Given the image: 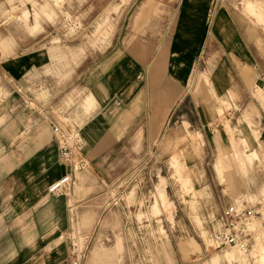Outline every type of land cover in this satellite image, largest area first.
Returning a JSON list of instances; mask_svg holds the SVG:
<instances>
[{"label": "crops", "instance_id": "1", "mask_svg": "<svg viewBox=\"0 0 264 264\" xmlns=\"http://www.w3.org/2000/svg\"><path fill=\"white\" fill-rule=\"evenodd\" d=\"M151 1L0 0V264H70L76 241L71 230H88L99 213L100 174L108 179L121 165L175 164L172 151L159 154L178 147L176 140L188 136L184 129L190 137L185 160L196 164L205 129H188L187 109L204 78L212 97L204 118L215 115V103L227 93L254 102L251 113L260 100L256 82L264 90V32L248 15L230 0H176L172 18L160 16L159 8L142 24L139 7ZM56 4L73 6L70 19L86 25L113 6L96 26L102 48L84 46L81 29L68 34L60 25L67 13ZM257 4L248 1L246 9L263 20ZM86 31L93 35V29ZM55 37L60 41L52 42ZM77 138L89 171H76L69 189L49 192L66 173L60 142ZM210 140L224 153L218 133ZM252 142L256 158L249 167L240 159L226 161L223 178L232 204L264 193V134ZM163 199L168 202L165 192ZM110 225L117 228V243L103 245L101 235ZM123 239L118 214L110 210L89 262L124 259L118 256L119 246L124 255ZM263 245L255 243L245 264H264ZM220 257L232 260L227 253Z\"/></svg>", "mask_w": 264, "mask_h": 264}, {"label": "rangeland", "instance_id": "2", "mask_svg": "<svg viewBox=\"0 0 264 264\" xmlns=\"http://www.w3.org/2000/svg\"><path fill=\"white\" fill-rule=\"evenodd\" d=\"M230 1L264 32V19L260 20L257 15L246 9L247 2L254 1L258 3V6H262L261 10H264V0ZM151 2L153 3L144 6L142 4L139 7L140 16H145L142 24L147 23L145 18L156 15L159 8L162 9L159 12L160 16L172 18L176 0H152ZM165 5L168 7L167 10L163 9ZM56 6L67 13L68 19L60 25L67 30L68 34H74L76 30L81 29L84 46L88 44L94 48H102L101 42L98 41L100 34L96 26L105 15L109 14L113 6L103 10L105 14L99 20L89 22V25H86L87 22L70 19L69 8L73 6L58 4ZM124 7L122 5L116 26ZM261 13L264 17V11ZM88 29H93L92 36L86 35ZM58 41H60L59 37L52 38V42ZM203 80V83L196 85L195 99L189 102L187 109L189 119L192 121L188 129L192 132H200L201 128L205 129V133L200 132L205 139L204 141L200 138L202 158L196 164L186 162V149L190 137L184 129L188 136L176 140L175 145L178 147L163 150L159 154L165 157L169 151H172V156L177 157L175 164L121 165L114 167L115 176L107 179L100 174L97 182L99 213L96 214L93 225L85 231H82V228L71 230L73 232L71 236L76 240L72 248L82 250L84 256L82 264L96 263V261L89 262V257L95 239L99 235L100 222L110 210L116 211L123 229L124 255L120 254L122 247L119 246L118 256H124V259L105 262V264L112 262L115 264H245V254L251 253L255 243L264 242V219L258 217L253 219L251 224L253 233L247 253L238 248H234L235 250L216 248L214 243L215 234L222 225L223 211L232 204L227 199L223 178L227 172L226 161L240 159L244 167H249L256 158L252 141L257 139L259 133L264 134V117L261 115L264 113L262 82H256L259 88L256 94L260 100L255 102L256 106L253 107L252 113L249 108L254 102H241L236 99L235 93H227V99L215 103V115L207 119L204 118L205 107L211 102L212 97L208 79ZM218 107H222V111H219ZM246 112L249 115L251 113L248 119ZM251 126L253 131L249 132ZM215 133L219 136V146L226 147L221 155L214 142L210 140ZM243 135L246 137L243 138ZM205 137L209 140L206 141ZM143 155L142 153L140 156L143 157ZM219 155L221 160L217 164L216 159ZM204 161L206 163H203ZM80 170L89 171L86 167ZM85 173L87 172L83 174ZM78 177L79 180L80 174ZM164 192L168 199L167 203H164ZM236 205H255L264 214V193L261 192L253 199L243 197ZM193 215H197L198 220H195ZM116 231L117 228L112 225L104 229L101 235L103 245L117 243ZM1 232L3 233V229L0 227V236ZM232 250H234L233 253L227 254V257L232 260L229 263L221 262L220 255ZM215 257L219 258L214 260ZM252 264L257 263L252 261Z\"/></svg>", "mask_w": 264, "mask_h": 264}, {"label": "built area", "instance_id": "3", "mask_svg": "<svg viewBox=\"0 0 264 264\" xmlns=\"http://www.w3.org/2000/svg\"><path fill=\"white\" fill-rule=\"evenodd\" d=\"M54 132L61 133L60 127H55ZM59 156L61 164L66 168V173L50 184L49 192L69 189L74 182V173L85 167L87 163L82 141L79 138L74 141L66 139L60 142ZM258 217L264 219V214L255 205L227 206L222 214V225L214 237L216 248H238L247 253L253 233L251 224L253 219ZM83 257L82 250H76L73 247L70 264H82Z\"/></svg>", "mask_w": 264, "mask_h": 264}, {"label": "bare ground", "instance_id": "4", "mask_svg": "<svg viewBox=\"0 0 264 264\" xmlns=\"http://www.w3.org/2000/svg\"><path fill=\"white\" fill-rule=\"evenodd\" d=\"M244 184L247 185V182H244ZM260 187L262 188L263 186H260ZM233 249H234V248H233ZM234 250H235V249H234ZM234 250L229 251L227 254H231V253H233ZM217 258H219V257H215L214 260H216ZM262 258H263V256H262Z\"/></svg>", "mask_w": 264, "mask_h": 264}]
</instances>
